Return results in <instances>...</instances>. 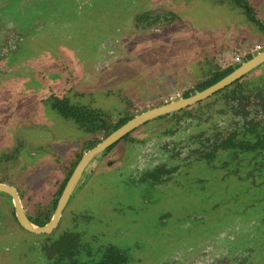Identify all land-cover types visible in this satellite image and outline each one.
Listing matches in <instances>:
<instances>
[{"label": "rangeland", "instance_id": "obj_1", "mask_svg": "<svg viewBox=\"0 0 264 264\" xmlns=\"http://www.w3.org/2000/svg\"><path fill=\"white\" fill-rule=\"evenodd\" d=\"M22 3L0 0V34L14 31L20 37L16 52L0 60V181L22 192L30 214L53 211L76 155L93 138L52 108V94L97 109L115 123L192 90L264 42L258 26L232 0ZM249 3L264 25V0ZM250 99L257 108L256 99ZM226 100H210L213 113L202 112L207 105L193 107L143 126L101 162L90 164L87 172L94 173L70 198L56 238L83 231V262L92 259L87 251L109 244L126 253L127 264H195L206 257L264 264V187L256 190L249 180L233 178L231 166L218 168L237 153L218 149L206 162H192L177 174V159L196 158L193 151L203 149L199 136L206 133L218 143L214 129L219 121L225 130L237 128L235 109ZM135 157L144 161L141 166L134 165ZM240 157V165L251 162V156ZM154 165L174 168L165 181L176 176L155 188L138 185L133 166L140 178ZM0 199V209L10 204L4 194ZM0 230L5 232L0 264H52L39 249L41 239L42 247L47 241L44 235L17 226Z\"/></svg>", "mask_w": 264, "mask_h": 264}, {"label": "flooded vegetation", "instance_id": "obj_2", "mask_svg": "<svg viewBox=\"0 0 264 264\" xmlns=\"http://www.w3.org/2000/svg\"><path fill=\"white\" fill-rule=\"evenodd\" d=\"M15 1V0H12ZM22 1L24 0H16V3L24 6L26 4H23ZM90 2H102V0H88ZM3 4H6L4 2ZM2 5V4H0ZM236 6V5H235ZM238 7V6H236ZM240 8V7H239ZM2 14L0 15V17ZM257 20V19H256ZM36 21V20H34ZM258 21V20H257ZM252 22V21H251ZM259 24H261L263 27L264 25L258 21ZM255 24V23H254ZM258 26L257 24H255ZM0 26L3 29V24H0ZM259 30L263 33L264 31L260 29L258 26ZM0 35H5L3 37H0V60L5 61L7 60L10 55H12L16 50L18 49L17 40L20 39L19 35L16 34L14 31H11L8 33V31H3ZM264 41V40H263ZM253 49H250L249 53L245 54L243 57H235L232 63L228 67L222 70H215L212 74L211 77L203 81L202 83H198L195 88L192 90H188L183 92L182 94H176L174 97H169L167 100H165L162 105H159L155 108H159L165 105H168L170 103H174L180 100H186L189 99L196 94L202 92L205 89H208L209 87L217 84L224 78L228 77L231 75L233 72H235L237 69H239L244 63L252 59V57L256 56L257 54L261 53L264 51V42H261L258 45H253ZM5 56V57H3ZM67 56V55H66ZM3 57V58H2ZM72 64V62H70ZM264 63L257 66L256 68L248 71L247 73L241 75L222 89L216 91L212 95L204 98L203 100L199 102H195L194 104H191L189 106L184 107L183 109L180 110H175L173 112L157 116L154 118H151L139 126L133 128L126 134H124L122 137H120L117 141L112 143L110 146L104 149L103 152L98 154L96 157H94L90 163L85 167L82 176L80 177L77 185L75 186L73 192L71 193L69 199L65 203L64 207L62 208L59 218L55 224V226L52 228V230L49 233H32L27 230H25L20 223L18 222V219L15 214V209L13 205V201L10 196L5 195V197L9 198L10 204L6 206V208L0 209V229L5 227L6 231L7 230H12L14 226H17L20 230H23L27 233L33 234V235H44L46 237V243L42 247V239L39 242V249L42 248L45 251V254L47 256V259L50 261L52 260V264H104L103 262L105 260H108L105 262V264H108L109 260L110 263H112L111 259H113V262L115 264H127V255L120 249L109 245V244H104L99 246L96 250L95 253H90L87 251V256L92 258L90 262H83L81 261V255L85 256V252L83 247L81 246V241L83 238V231H71V232H64L60 233L59 236L56 238V234L54 232L58 228V225L61 221L62 213L65 210L70 198L72 197L73 193L84 184L83 180L85 176H89L92 173H88L87 170L93 162H101V158L106 156L115 146H117L118 143L123 142L124 140L128 139L130 135L133 132H136L137 130L141 129V127L146 126L148 124H151L153 122L160 121L161 119L167 117V116H180L181 114H184L187 110H190L193 107H202V112L204 114L208 113L209 111L213 113L212 109H210L209 101L220 97V96H226L227 104L231 103L232 106L230 107V110H234V115L232 119V123L235 124L237 128H232L228 127L226 130L223 127L225 123L222 121H219L215 125L214 129V136L216 139L219 140L218 143L215 141H212L211 137H208L207 134L205 133L204 135L199 136V142L202 146V150H195L193 151V154L195 155L193 158L192 156H189L185 159H177V165H179V170L177 171V174L180 173V171L184 168L189 166L192 162L196 161H203L206 162L205 160L214 157V151L218 149H227V150H232L233 152L235 151L237 153V156L229 160L227 165H221L220 167L218 166L219 169H225L229 166L232 167L231 171V176L233 178H237L238 180H249L250 185L253 187V189L259 190L261 187H264ZM0 68H4L1 67ZM61 68L65 71H68L64 63H61ZM263 68V69H261ZM261 69V71L256 72L257 70ZM1 70V69H0ZM72 70V69H71ZM70 70V71H71ZM69 72V71H68ZM72 73V72H70ZM253 76V79H251L249 82H242L246 76ZM213 77H218L213 83L209 85L203 86L202 84L206 83L207 81L211 80ZM228 96V97H227ZM52 98V108L65 120H71L72 119H66L64 118L55 108V104H58L60 106H64L63 104H66L68 107H76V108H84L88 112H96L100 116V120L103 122L100 125L98 129L96 128H86V127H80L76 122H74L79 129V132L92 136L93 138L88 141L87 143L84 144L82 152L78 153L76 155V159L66 177V179L63 181L61 187L58 189V194L56 196V199H54L53 202V211L51 210L50 214H47V212L44 209H40V211H36L34 214H30L29 211L27 210V206L24 202V197L22 195V192L15 186L7 184L6 182L0 181V184H5L7 186L13 187L16 190L18 199L20 201V205L22 206V210L24 211V214L26 216V219L32 224L33 227L35 228H42L44 227L47 223L50 222L54 211L57 208L59 198L71 176L73 173L75 167L83 157L85 153L88 151L94 149L97 147L103 140H105L109 135L126 125L128 122L132 121L135 119L137 116L142 115L143 113H146L147 111H150L152 109L146 110L138 115L135 116H129L126 115L123 118H119L117 122L115 123H109L106 118L104 117V114H102L99 110L97 109H89L87 108L86 105H72L70 97L68 96H56V95H51ZM256 99L257 103V108H254V103L251 101V99ZM209 109V111H208ZM238 110H241L239 112ZM223 111V110H222ZM202 114H197L195 115V118H201ZM213 117V115L211 116ZM103 125V126H102ZM228 125V123H227ZM242 125L241 128L239 126ZM101 134L102 137L100 139H97V135ZM169 141L171 142H176L175 138H168ZM215 140V139H214ZM209 147V150L204 151V147ZM168 146H166V149ZM213 154V155H212ZM243 154L244 156L248 157L251 156L249 159L251 162H247L246 164H239L241 157L240 155ZM181 154H179V157ZM136 158V157H135ZM190 159V160H189ZM244 159V158H243ZM138 164V166H141L144 161L138 160L136 158L134 165ZM107 164H110L105 162ZM207 165L212 166L209 163H206ZM155 166V165H154ZM107 167V166H106ZM111 167V166H110ZM215 167V166H212ZM102 169V168H101ZM141 170V168H138ZM245 171L246 175L244 177L239 176L241 172ZM142 172V171H141ZM174 172V168H169L167 165L166 166H155L153 167L152 170L147 171L145 173H142V176L136 177L135 175V166H133V174L132 177L135 179L138 185H147L152 188L158 187L160 185H165L169 180H172L173 178L166 180L168 175H171ZM88 173V174H87ZM140 179V180H139ZM3 194V193H1ZM264 197V194L262 195ZM27 199V198H26ZM1 200V199H0ZM42 210V211H41ZM241 211H244L242 209ZM79 219L84 217V215H79ZM252 224V223H251ZM249 224V225H251ZM5 232L3 230H0V237L3 235ZM98 239L97 237H94ZM96 256V257H95ZM117 256V257H115ZM110 257V259H109ZM239 264L235 262L233 259H227L226 257L222 258L219 261L212 260L209 257H206L205 261L202 259L196 260L195 264Z\"/></svg>", "mask_w": 264, "mask_h": 264}, {"label": "water", "instance_id": "obj_3", "mask_svg": "<svg viewBox=\"0 0 264 264\" xmlns=\"http://www.w3.org/2000/svg\"><path fill=\"white\" fill-rule=\"evenodd\" d=\"M264 63V51L257 54L256 56L252 57L249 61L244 63L239 69H237L235 72H233L228 77L224 78L217 84L209 87L208 89L203 90L202 92L196 94L195 96L186 99V100H180L174 103H170L168 105L152 109L150 111H147L146 113H143L140 116H137L132 121L128 122L126 125L109 135L105 140H103L97 147L94 149L88 151L83 155L77 166L75 167L73 173L71 174L60 198L58 201V205L56 210L54 211V214L50 220L49 223H47L42 228H35L30 224V222L26 219V216L24 214V211L22 210V206L20 205V201L18 199L16 190L13 187L7 186L5 184H0V193L6 194L11 197L15 209V214L18 219V222L20 225L27 231L32 233H49L52 228L55 226L60 212L62 208L64 207L65 203L69 199L71 193L73 192L75 186L77 185L80 177L82 176V173L85 169V167L90 163V161L96 157L98 154L104 151L105 148L110 146L112 143L117 141L120 137H122L124 134L132 130L133 128L139 126L143 122L157 117L161 116L170 112H173L175 110L183 109L186 106H189L191 104H194L195 102H199L203 100L204 98L212 95L216 91L222 89L241 75L247 73L248 71L256 68L257 66Z\"/></svg>", "mask_w": 264, "mask_h": 264}, {"label": "trees", "instance_id": "obj_4", "mask_svg": "<svg viewBox=\"0 0 264 264\" xmlns=\"http://www.w3.org/2000/svg\"><path fill=\"white\" fill-rule=\"evenodd\" d=\"M233 3L240 7L244 14H246L247 18L252 21L253 23L257 24L261 30L264 31V27L258 23L256 18L253 16L252 8L249 3V0H232ZM218 77H213L211 80L207 81L206 83L202 84L203 86L209 85L213 83ZM64 106H60L58 104H55V108L57 111L66 119H72L74 122H76L80 127H86V128H96L98 129L100 127L99 124L103 123L100 120V116L96 112H88L84 108H76V107H68L66 104H63ZM103 126V125H102ZM117 257V256H115ZM110 259V257H109ZM108 260H105L103 263L107 262ZM112 263H110V260L108 264H115L113 262V259H111Z\"/></svg>", "mask_w": 264, "mask_h": 264}]
</instances>
